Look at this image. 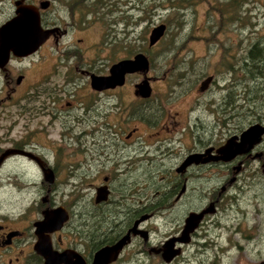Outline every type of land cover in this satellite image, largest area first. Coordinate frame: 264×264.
<instances>
[{"label":"flooded vegetation","instance_id":"obj_1","mask_svg":"<svg viewBox=\"0 0 264 264\" xmlns=\"http://www.w3.org/2000/svg\"><path fill=\"white\" fill-rule=\"evenodd\" d=\"M15 1L18 6V0H13V4ZM43 1L48 2L46 8L39 6ZM103 1L107 0H25L26 3L38 6L41 25L51 32L34 53L25 57L10 53L5 63L0 61V111L13 106V124L17 128L18 117L29 112L26 119H38L36 125L47 115L53 121L47 120L49 125L54 121L64 122L69 130L67 136L83 137L82 142L78 140L79 154L72 155L80 157L78 160L81 161L83 176L80 178L81 185H73L75 190L79 189V195L73 198L71 205L63 204L54 197L55 193H59L55 167L32 152L44 166L50 167L54 180L50 185L42 183L41 200L35 204L37 217L29 219L22 213L0 216V264H44V257L35 249L40 239L36 224L43 218L45 210L59 206L66 209L68 218L60 229L46 234L53 251L66 252L71 258L59 261L58 264L77 262L71 254L78 255L84 264H92L94 254L99 249L114 245L126 234H129L128 240L117 257L107 264L145 263L144 260L143 263L135 260V255L147 258L148 264L152 256L159 257L161 264H184L189 247L193 250L200 249V253L207 255L210 247L208 236L213 230L211 226L216 223L211 217L219 213L222 205L232 206L236 196H231L228 190L237 186L236 183L241 179L245 180L240 178L241 174L248 171L255 162L262 171L264 151L259 146L264 140V134L261 141L247 154L224 160L217 153V148L229 137L239 136L255 123L264 126V78L260 81L257 74L252 71L247 73L245 37L241 36V32L233 39L239 47L235 48V53L232 54L229 48L228 53L224 49V55L221 54L222 59L225 56L224 60L227 62H223L220 98L210 100L211 107H185L183 119L174 121L175 116L180 114L176 113L166 122V107L161 100H154L152 90L149 96H142L137 92V86L144 80H148L151 86L149 68L146 72L125 74L124 81L114 87L97 89L91 83L93 76H109L112 64L133 59L138 53L147 57L150 66L148 50L158 44L164 34L153 45L149 44V34L160 22L150 29L149 34L140 35L137 39L129 35L126 21V26L121 31L118 28L112 29L113 26L108 27L107 24L106 32L100 40L88 46L82 45L83 38L80 37L68 45L61 43L70 31L85 32L86 24L90 23L87 19L89 17L95 23L99 22L102 28V11H99L97 3ZM61 4L64 10L60 9ZM14 10L0 20V26L15 15ZM60 11L67 18L61 17ZM240 17L235 18L233 23H240ZM110 30L112 31L109 32ZM134 42L137 48H134ZM45 45H49L51 50L47 72L31 83L32 90L18 96V87L24 84L26 78L25 73L18 74V67L22 68L18 62L39 55ZM44 57L38 62L43 61ZM187 60L184 56L181 57L178 73L169 75L170 79L174 77V90L169 92L176 96L192 89L200 94L212 92L218 80L217 74L208 73L205 76L200 73L192 80L190 71L192 73L193 68ZM208 77L209 81L202 86ZM22 100L25 104H33L27 112H18V102ZM8 103L10 104L7 105ZM200 109L206 114L203 120L199 115V112H203ZM7 114L12 115H5ZM210 114L213 125L207 120ZM220 125L225 126L227 131L215 141L217 138L214 128ZM139 126L145 129L158 128V131L141 134ZM163 131L166 136L157 138ZM171 133L174 134L168 136ZM0 140L2 145L6 139ZM63 141L60 145L62 149L67 147L70 150L68 147L71 145ZM1 145L0 156L7 149L21 148L18 147V133L9 143L10 146ZM171 155L175 162L168 166L167 160ZM18 156L37 164L34 159L15 153L5 157L1 165L7 159ZM257 168L258 166L256 171ZM216 176L228 178L222 179L215 187ZM153 177L166 181H163L164 185L161 187H152L148 179ZM250 182L251 179L243 181L249 185ZM151 188L152 194H148ZM100 189L103 190L102 198L97 200ZM209 206L213 210L205 213L195 229L185 236L187 241L181 240L189 214L198 213ZM137 221L135 229L139 231L134 234L131 229ZM151 223H160L163 227L162 241L153 242ZM166 224L176 227L167 233L164 227ZM171 238H175L173 248L179 249V253L166 262L162 259L161 248ZM201 239L203 242L199 243ZM253 261L256 263V260Z\"/></svg>","mask_w":264,"mask_h":264},{"label":"rangeland","instance_id":"obj_2","mask_svg":"<svg viewBox=\"0 0 264 264\" xmlns=\"http://www.w3.org/2000/svg\"><path fill=\"white\" fill-rule=\"evenodd\" d=\"M235 1H238L239 4L236 9H233L231 7L234 6ZM97 4L100 6L99 11H102V28L99 22L95 23L93 18L89 17L87 19L90 23L86 24L85 32L70 31L63 37L61 43L68 45L78 37L83 38L82 45L84 46L98 42L106 32L107 24L108 27L113 26L112 29L118 28L121 31L128 21L129 35L136 39L140 35L149 34L155 24L159 22L165 24L164 36L158 44L148 50L151 60L148 75L151 78L154 100H161L166 107L167 113L164 118L166 122L176 113L180 114L175 116L174 121L183 119L185 113L182 112H186L185 107H211L209 101L220 98L222 93L219 85L223 84L221 74L224 69L223 62H227L224 60L225 56L222 59L221 54L224 55V49L228 53L229 48L232 54L235 53V48L239 47L236 45V40L233 39L239 32L242 37H245L247 55L253 46L264 48V0H107ZM60 9L64 10L62 4ZM13 10V0H0V20L12 14ZM62 14L60 11L59 15L67 18ZM239 15L241 16L240 23L238 21L233 23V20ZM133 46L137 48L135 42ZM50 52L49 45H45L39 55H33L21 61L22 63L18 62V65L22 66V68L18 67V74H26L24 84L18 87V96H23L32 90L31 83L47 72ZM41 55L45 56H43L44 60L38 62L43 58ZM183 56L186 60L188 59L189 66L193 68V72L190 71L192 80L200 73L205 76L208 73L217 74L218 80L213 86L212 92L200 94L192 89L179 96L169 92L174 90L172 85L174 77L170 79L169 75L178 73L179 59ZM254 60L246 61L247 66L250 63L251 65L255 63L258 66L262 65L264 49L258 55L256 54ZM262 71L263 75H256L259 76L260 81L264 78V66ZM164 74L166 77H163ZM1 97L3 98V93ZM32 105V103L25 104L22 100L18 102V112L23 110L27 112ZM2 111L4 113L0 111V139L6 140H3L5 142L2 141L3 143L0 145L2 147L10 146L9 143L18 133V147L28 148L27 150L40 155L50 166L55 167L58 175L56 178L59 193H55L54 197L57 198L56 200L62 201L63 204L71 205L73 198L79 195V189L75 190L73 185L76 187L81 185L80 178L83 176L80 170L81 161L78 160L80 157L72 155L79 154L78 140L82 142L83 137L67 136L69 130L64 126V122L54 121L52 125H49V122L53 121L47 115L42 117L41 122L36 125L38 119H26L29 112L18 117L17 128L13 124L14 107H7ZM200 111L203 110L200 109ZM6 113H12V115H5ZM199 115L202 120L206 116L204 111L199 112ZM210 115L207 120L209 124L213 125V117ZM139 127L141 134L158 131V128ZM176 127L178 126L176 125ZM226 131L227 129L223 125L215 126L214 133L217 138L215 141L225 135ZM172 134L174 133L168 134V136ZM164 136L166 134L163 131L157 138ZM62 140H64L63 143L71 145L68 147L70 150L67 147L62 149L60 146ZM259 148L264 151V140ZM174 162L173 155L169 156L167 165L170 166ZM256 166H258L257 171L255 170ZM227 178L216 176L215 187L222 182V179L226 180ZM240 178H245L246 181L251 179L250 185L244 184L245 180L241 179L239 183H236L237 186L231 187L228 193L231 196H236L232 206L224 207L226 205L221 203L219 213L211 217L216 223L211 226L213 230L208 236L210 247L207 249V255L200 253V249L193 250L189 247L185 253L184 264H257L264 259V173L261 171L260 165L255 162L251 164L248 171L241 174ZM148 181L150 186L157 188L163 186V181L166 179L161 180L158 177H153ZM42 183L47 185L39 166L33 161L19 156L7 159L0 167V216L22 213L29 219L37 217L35 204L41 200ZM74 191L75 194H72ZM152 191L151 188L147 193L152 194ZM85 192L88 190L85 189ZM159 224H150L154 243L162 241L164 238L163 227ZM164 227L169 233L176 226L166 224ZM202 242L201 239L199 243ZM135 260L142 263L144 260V264H148L147 258L142 259L138 255H135ZM253 260H256V263ZM149 264H161L159 257H150ZM175 264H181V262Z\"/></svg>","mask_w":264,"mask_h":264},{"label":"water","instance_id":"obj_3","mask_svg":"<svg viewBox=\"0 0 264 264\" xmlns=\"http://www.w3.org/2000/svg\"><path fill=\"white\" fill-rule=\"evenodd\" d=\"M16 4L17 1L14 2L15 15L0 26V61L2 63H5L9 59L10 53L18 55V57H25L34 53L48 38L51 32V30L42 27L38 6L26 3L25 0H18V6ZM47 4V1H43L39 6L40 8H46ZM165 30L166 26L163 23L153 27L149 34V44L153 45L158 41L163 36ZM148 68L149 61L147 57L142 53H138L133 59L122 60L112 64L109 69V76H93L91 83L92 86L97 89L114 87L120 85L124 81L125 74L138 71L146 72ZM209 79L210 77L206 78L202 83V86H204ZM137 88V92L142 96H149L151 94L152 88L149 85L148 80L142 81ZM263 134V125L259 123L252 124L247 129L243 130L239 136L229 137L223 145L217 148V153H219L220 157L224 160L233 158L236 155L247 154L261 141ZM15 153L25 155L37 161L38 166L41 168L43 179L47 182V185H50L53 182L54 175L50 167L44 166V163L41 162L39 158L34 156L31 151L25 149H7L0 156V165L5 157L9 154ZM262 171L264 173V164H262ZM102 189L97 192V200H101L102 198ZM210 210H213L211 206L198 213L191 212L186 219L184 230L182 231V237L180 239L187 241L188 239H186L185 236L189 235V233L195 229L203 215ZM67 218L68 213L66 209L59 206L45 210L43 212V218L37 222L36 232L40 239L36 243L35 249L44 257V264H58L59 261L66 260L70 257L66 252L58 253L53 251L48 240V234H46L47 232L60 229ZM137 225L138 221L131 229L134 234H137L139 231L135 229ZM128 237L129 234H126L114 245L104 246L99 249L94 254L92 264H107L114 260L123 244L128 240ZM177 240H179V238ZM174 242L175 238L168 239L161 248L162 259L166 262L171 261L172 258L179 253V249L173 248ZM71 255L76 258V261L78 260L75 263L72 262V264H84L83 260H81L78 255ZM259 264H264V259L261 260Z\"/></svg>","mask_w":264,"mask_h":264},{"label":"trees","instance_id":"obj_4","mask_svg":"<svg viewBox=\"0 0 264 264\" xmlns=\"http://www.w3.org/2000/svg\"><path fill=\"white\" fill-rule=\"evenodd\" d=\"M239 4V2L238 1H235V4H234V6H232L231 8H233V9H236L237 8V5ZM263 47H260V46H253L252 48H251V50L250 51H248V55H247V62H248V60L250 61V60H254V57L256 56V54L258 55L260 52H262L263 51ZM255 61V60H254ZM263 62V61H262ZM261 62V63H262ZM264 63V62H263ZM262 63V65H260V66H258V64H253V65H251V63L250 64H248V66H247V69H248V73H250L251 71L253 72V73H255V74H261V75H263V71H262V69H263V66H264V64Z\"/></svg>","mask_w":264,"mask_h":264}]
</instances>
